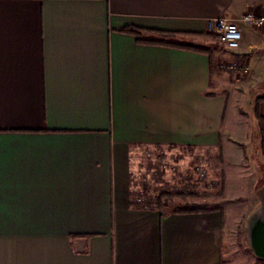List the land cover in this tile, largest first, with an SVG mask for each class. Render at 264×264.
Masks as SVG:
<instances>
[{"label":"crops","instance_id":"1","mask_svg":"<svg viewBox=\"0 0 264 264\" xmlns=\"http://www.w3.org/2000/svg\"><path fill=\"white\" fill-rule=\"evenodd\" d=\"M248 11L264 0H0V264H263L228 190L264 168V30L195 43ZM225 62L247 77L231 83ZM158 147L219 148L217 206L134 205L131 172Z\"/></svg>","mask_w":264,"mask_h":264},{"label":"rangeland","instance_id":"2","mask_svg":"<svg viewBox=\"0 0 264 264\" xmlns=\"http://www.w3.org/2000/svg\"><path fill=\"white\" fill-rule=\"evenodd\" d=\"M196 48L199 49H208V50H213V49H220L223 51H226L227 47L224 43H222L218 37V35L209 29H207V32L197 34L196 35ZM227 63L231 62H225L222 63V71H226L227 73H230L231 77L229 81L231 83H234L235 80V74H238L239 77L241 76L242 73L230 68ZM237 63V62H236ZM249 72L245 73L244 75L247 77V74ZM244 76V77H245ZM245 77V78H246ZM237 79V78H236ZM264 95V91L262 93ZM256 142L254 141V144ZM158 149H162L166 151L162 147H158ZM253 155L249 158V161L254 164L255 162H258V157H260L261 153H258L253 150ZM171 161H175L179 163V168H188L191 164L198 162L201 164H204L207 168H209V178H214L218 183L215 186V188L211 189H200L197 190L195 193H192L191 191L187 193H178V196L172 200V205L177 208H199L201 207H215L217 206L218 202L221 200V198L225 194V173L222 168V160L223 157L221 155V151L218 148L217 150H200L193 152L191 154H186L182 155L178 153L176 156H171L170 155ZM256 160V161H255ZM248 161V162H249ZM249 162V164H250ZM261 165V163H260ZM262 166V165H261ZM239 170L242 169H249L246 166V163L238 166ZM250 167H252L250 165ZM263 167V166H262ZM140 168L146 169V168H154L149 164V161L147 157L143 158L141 160ZM247 174V173H246ZM144 175V192L142 193L143 196H145V199L147 198L148 204H153V205H148V207H154L156 203V197L160 194V191L163 189L164 186H161L158 181L160 177H156V174L153 170L151 169H146V171L143 173ZM243 172L239 173H231L230 179H231V185L232 188L228 190V197L231 198V200H235V188L236 191L240 194V196L236 199L238 201V205H241L240 203L243 202V208H244V213H245V220L243 222V231H244V236H245V225L247 222V219L252 212V210L258 206L261 201V192L260 190L264 187V168H256V172L254 171L252 176L247 175V180L243 181ZM249 176V177H248ZM248 180V179H251ZM259 177V179H257ZM237 186V187H236ZM205 200V201H204ZM204 204L205 205H200ZM234 202V201H233ZM232 202V203H233ZM246 240V239H245ZM260 262L264 263V260H260Z\"/></svg>","mask_w":264,"mask_h":264},{"label":"built area","instance_id":"3","mask_svg":"<svg viewBox=\"0 0 264 264\" xmlns=\"http://www.w3.org/2000/svg\"><path fill=\"white\" fill-rule=\"evenodd\" d=\"M244 25H250L254 28L264 30V14H257L251 11L244 13L239 18L229 16H218L210 18L207 21V29L214 31L220 41L229 49H237L241 45L243 39ZM227 65L240 72L247 73L250 70L248 64H239L236 62L227 63ZM149 164L154 168L156 177H160L158 183L164 186L160 191H172L176 193H187L191 191L195 193L200 189L215 188L217 181L214 178H209V168L204 164L195 162L188 168H179V163L171 161L170 155L162 149H147L145 152ZM142 171H132L131 181L133 182L132 202L134 205L147 207V198L143 196L144 192V175ZM144 188V189H143ZM264 264V263H263Z\"/></svg>","mask_w":264,"mask_h":264},{"label":"water","instance_id":"4","mask_svg":"<svg viewBox=\"0 0 264 264\" xmlns=\"http://www.w3.org/2000/svg\"><path fill=\"white\" fill-rule=\"evenodd\" d=\"M261 203L250 213L245 225V239L254 255L264 260V187L260 190Z\"/></svg>","mask_w":264,"mask_h":264},{"label":"trees","instance_id":"5","mask_svg":"<svg viewBox=\"0 0 264 264\" xmlns=\"http://www.w3.org/2000/svg\"><path fill=\"white\" fill-rule=\"evenodd\" d=\"M124 30L133 32L134 34L137 35V37L140 40H144L143 37L149 31V30L147 31L146 29L139 28V27H126ZM153 42H159V40L158 41L157 40L156 41L153 40ZM197 50L204 51L206 49L197 48ZM261 99L262 98H260V97L258 98V100H261ZM260 119H261V121H264V118L262 116H260ZM262 145H263V150H264V128L262 129ZM177 196H178V193H176V192L163 191L156 197V203L154 204L155 206L153 208L163 209V210H165L167 212L192 210V209H189V208H177V207H174L172 205V200L175 199ZM150 205H153V204H150Z\"/></svg>","mask_w":264,"mask_h":264}]
</instances>
